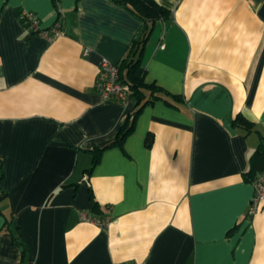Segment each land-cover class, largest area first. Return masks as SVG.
Returning a JSON list of instances; mask_svg holds the SVG:
<instances>
[{"label":"crops","instance_id":"0c3cea01","mask_svg":"<svg viewBox=\"0 0 264 264\" xmlns=\"http://www.w3.org/2000/svg\"><path fill=\"white\" fill-rule=\"evenodd\" d=\"M154 1L172 18L145 45L144 81L181 101L146 106L126 154L105 151L88 176L89 151L136 108L102 101L99 68L119 66L143 23L110 0H0L1 209L31 264H264V204L251 213L244 178L264 137V0ZM89 189L106 226L81 218ZM3 226L0 264H19Z\"/></svg>","mask_w":264,"mask_h":264},{"label":"trees","instance_id":"16d2710c","mask_svg":"<svg viewBox=\"0 0 264 264\" xmlns=\"http://www.w3.org/2000/svg\"><path fill=\"white\" fill-rule=\"evenodd\" d=\"M110 1L116 6L125 9L143 23V29L140 36L132 42L124 59L118 66L120 81L128 86V99H135L136 108L132 114L127 116L124 124L119 129L113 141L108 142L103 147H94L89 151L92 156V164L91 167L85 171V174L88 176L91 175L92 170L99 164L105 151L112 148H118L124 155L126 154L124 151V143L134 132L135 122L146 106L153 105L158 101H165L168 105H171L169 99L174 100L175 102L181 101L179 97L168 94V92L155 84H146L144 81L146 74L143 65L145 45L153 32L156 22H166L171 20L172 12L158 5L154 0ZM233 125L241 130L244 135H247L252 131L259 133V131L254 130V125L251 122L239 114L233 119ZM144 144L146 148H151V135L146 137ZM2 168L3 159L0 157V183L3 179ZM262 173H264V137L260 133L259 144L249 160V170L244 174V178L246 181L253 184L257 180L259 174ZM77 185L78 184H75V186ZM6 197L7 195L3 193L0 188V216L4 218V226L2 230L10 233L12 244L20 250L22 259L19 264H31L27 260L29 254L28 247L20 234L18 226L15 225L14 219L4 214L1 209L2 203ZM89 202L90 208L87 211L89 215L101 223L104 222L107 218L104 217L103 211L99 203L96 201L91 189H89Z\"/></svg>","mask_w":264,"mask_h":264},{"label":"built area","instance_id":"2783aa9c","mask_svg":"<svg viewBox=\"0 0 264 264\" xmlns=\"http://www.w3.org/2000/svg\"><path fill=\"white\" fill-rule=\"evenodd\" d=\"M22 21L26 24L28 31L33 34H40L45 37L49 36L48 30H43L40 27L39 19L32 13L24 12L21 14ZM60 26L56 25L50 30L51 38H55L60 34ZM49 37V39H51ZM95 91L103 102H121L125 103L128 99L129 88L121 83L119 77L118 66L112 65L103 60L99 68V74L95 83ZM254 196L251 207V213L257 211L261 204H264V173L259 174L257 180L253 183ZM82 220L96 222L98 225L106 226L109 219L104 222H99L89 214H83Z\"/></svg>","mask_w":264,"mask_h":264}]
</instances>
